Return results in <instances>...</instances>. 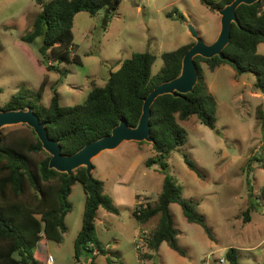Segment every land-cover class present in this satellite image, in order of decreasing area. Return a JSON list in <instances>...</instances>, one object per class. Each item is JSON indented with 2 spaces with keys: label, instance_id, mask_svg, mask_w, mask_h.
<instances>
[{
  "label": "rangeland",
  "instance_id": "obj_1",
  "mask_svg": "<svg viewBox=\"0 0 264 264\" xmlns=\"http://www.w3.org/2000/svg\"><path fill=\"white\" fill-rule=\"evenodd\" d=\"M41 10L36 0H0L1 110L13 96L34 99L32 93H37L43 82L45 106L50 104L54 88L61 105L81 104L92 84L105 86L111 72L118 71L135 53L156 56L152 67V75H156L163 66L164 53L195 41L191 27L207 44L221 32V16L200 0H120L109 14L105 10L96 16L77 14L72 53L82 63L51 61L48 65L57 69L49 71L39 53L42 39L34 44L22 41ZM258 53L264 55V44L258 46ZM201 65L217 101L216 128L206 127L197 116L179 121L187 141L166 161L183 197L197 204L205 217L213 239L201 225L188 222L180 205L172 204L178 242L186 256L167 243L158 251L148 248L147 239L157 229L160 217L142 224L133 211L156 203L166 175L159 165L146 166L155 156L152 143L125 142L93 160V175L103 181L105 194L118 209L116 214L99 210L96 236L118 264H231L226 257L231 248L237 250L239 264H264V93L255 88L256 78L251 73L238 74L229 64L213 72L206 63ZM29 133L26 125L2 130L7 140ZM184 154L197 164L198 172L187 166ZM43 155L37 157L42 159ZM85 198L82 185H74L64 241L44 238L38 245L37 254L44 257V264L50 255L54 264H87L86 257L77 261L74 250ZM251 204L255 208L251 222H246L244 212ZM96 263L109 264L108 257L98 256Z\"/></svg>",
  "mask_w": 264,
  "mask_h": 264
},
{
  "label": "trees",
  "instance_id": "obj_2",
  "mask_svg": "<svg viewBox=\"0 0 264 264\" xmlns=\"http://www.w3.org/2000/svg\"><path fill=\"white\" fill-rule=\"evenodd\" d=\"M36 1L42 10L32 31L22 41L34 44L41 38L39 53L42 62L46 63L47 70L55 71V65H48L51 61L82 63L81 58L72 53L76 15L87 12L96 16L115 0ZM233 1L200 0L213 12ZM119 3L120 0L115 2L113 10ZM237 16L240 24L232 26L231 41L224 49L225 59L197 56L195 62L199 78L194 91L180 96H161L152 106L151 138L154 140L155 156L147 160L146 166L159 165L166 176L156 203L140 205L133 211L142 224L160 217L157 229L147 239L151 250L158 251L163 243H167L172 250L186 256L178 242L172 204L180 205L188 222L201 225L213 239L197 204L183 197L175 177L168 173L166 160L187 141L186 131L179 121L197 116L206 127L216 128L217 101L208 89L202 62L211 71L229 64L238 74L251 73L256 78L255 88L264 93V55L258 53V46L264 44V0L252 5L242 4L237 9ZM194 44L195 41L164 53L163 66L156 75H152L156 56L150 52L135 53L122 63L118 71L111 72L105 86L92 84L91 92L81 104L61 105L58 90L54 88L51 102L45 106L42 97L46 82H43L39 91L32 93L34 99L13 96L2 110L33 108L41 121L46 123L50 138L59 142L62 154L74 155L87 144L110 135L123 119L130 127L136 128L145 98L158 85L181 74L183 58ZM65 76L63 73L62 77ZM27 128L29 134L17 135L12 140H7L2 134L0 144V264H44V257L37 254L38 245L44 238L57 243L64 241L68 232L66 217L73 208L69 197L76 184L82 185L86 198L82 228L74 243L75 258L81 261L82 257H86L87 264H97L98 256H106L109 264H118L109 257L112 254L96 236V218L100 208L112 214L118 213L113 200L105 194L103 181L93 174L89 176L85 167L71 175L50 169L51 156L43 149L34 130ZM39 154H44V158L39 159ZM184 161L192 171L198 172L197 164L187 154H184ZM254 208L251 204L244 212L246 222H251ZM226 257L231 264H239L235 248L229 249Z\"/></svg>",
  "mask_w": 264,
  "mask_h": 264
},
{
  "label": "water",
  "instance_id": "obj_3",
  "mask_svg": "<svg viewBox=\"0 0 264 264\" xmlns=\"http://www.w3.org/2000/svg\"><path fill=\"white\" fill-rule=\"evenodd\" d=\"M115 0L105 8L106 14L112 12L115 7ZM260 0H234L231 4L223 9L216 11L221 16V32L215 42L207 44L202 40L196 30L191 27V33L194 36L195 44L189 49L183 58L181 74L168 82L158 85L145 98L143 111L136 128L128 125L125 119L112 130V133L99 140L87 144L84 148L71 156L62 154V147L59 142L51 139L46 123L42 122L40 117L34 112L33 108L10 110H0V144L2 141V130L8 126L26 125L34 130L43 149L51 156L49 167L61 173L69 175L81 167H85L87 174L91 176L94 170L93 160L105 151L115 150L125 142H150L154 143L151 138V118L152 106L155 101L164 95L180 96L194 91L199 78V71L195 58L201 56L211 59L220 57L225 59L224 49L231 41V30L233 24L239 25L237 9L242 4L252 5ZM107 19L104 20V25Z\"/></svg>",
  "mask_w": 264,
  "mask_h": 264
},
{
  "label": "built area",
  "instance_id": "obj_4",
  "mask_svg": "<svg viewBox=\"0 0 264 264\" xmlns=\"http://www.w3.org/2000/svg\"><path fill=\"white\" fill-rule=\"evenodd\" d=\"M220 262L221 263H225V260L224 259H221ZM46 264H54V258H53V256L50 255L48 257V260H47Z\"/></svg>",
  "mask_w": 264,
  "mask_h": 264
},
{
  "label": "crops",
  "instance_id": "obj_5",
  "mask_svg": "<svg viewBox=\"0 0 264 264\" xmlns=\"http://www.w3.org/2000/svg\"><path fill=\"white\" fill-rule=\"evenodd\" d=\"M219 34H220V32L217 34V37H216V39H215L213 42H215V41L217 40ZM194 40H195V39H194ZM213 42H212V43H213ZM212 43H211V44H212ZM214 71H215V70H214ZM212 72H213V71H212ZM93 174H94V172H93ZM73 187H74V186H73ZM100 209H101V208H100ZM98 212H99V211H98ZM69 214H70V213H69ZM69 214H68V215H69ZM68 215H67V216H68ZM66 219H67V217H66ZM66 223H67V222H66ZM67 226H68V225H67ZM81 228H82V227H81ZM80 230H81V229H80ZM79 232H80V231H79ZM64 236H65V235H64ZM74 243H75V242H74ZM45 264H46V262H45Z\"/></svg>",
  "mask_w": 264,
  "mask_h": 264
}]
</instances>
